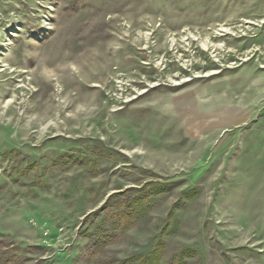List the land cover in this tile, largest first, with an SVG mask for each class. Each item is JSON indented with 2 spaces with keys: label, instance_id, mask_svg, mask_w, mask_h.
Segmentation results:
<instances>
[{
  "label": "rangeland",
  "instance_id": "obj_1",
  "mask_svg": "<svg viewBox=\"0 0 264 264\" xmlns=\"http://www.w3.org/2000/svg\"><path fill=\"white\" fill-rule=\"evenodd\" d=\"M0 264H264V0H0Z\"/></svg>",
  "mask_w": 264,
  "mask_h": 264
}]
</instances>
